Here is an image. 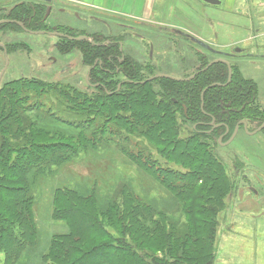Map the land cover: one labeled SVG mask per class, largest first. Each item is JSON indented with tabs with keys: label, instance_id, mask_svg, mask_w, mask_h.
<instances>
[{
	"label": "trees",
	"instance_id": "16d2710c",
	"mask_svg": "<svg viewBox=\"0 0 264 264\" xmlns=\"http://www.w3.org/2000/svg\"><path fill=\"white\" fill-rule=\"evenodd\" d=\"M33 1L19 2L10 8L9 15H2L1 18L20 21L31 30H47L44 20L47 7L36 0V15L33 16ZM2 30L21 31L22 27L16 23H5L0 25V32ZM58 30L71 36L86 34L93 38V42L60 38L58 50L61 54L79 50L84 63L89 66L98 62L91 72L90 82L102 84L89 86L95 92L87 91V95L84 91L81 94L75 87L71 88L70 95L60 89L61 82L51 83L33 76L9 80L0 88V253L5 255L4 264H14L26 248L34 246L38 240L28 187L29 172L51 161L60 162L77 155L80 145L86 141L81 137L83 132L89 131V124L94 122L90 120L85 127L82 123L68 121L81 131L79 141L71 145L58 141L64 139L57 132L52 134L42 128L25 129V133L19 127L25 124L20 103L29 98L28 90L39 94L50 89L66 95L67 104L71 106V109L68 107V115L92 113L83 101L77 102V95L80 94L88 98L95 96L102 103L101 107H97L98 115L95 116H99L103 109L111 120L119 122V127L124 122L133 125L141 121L131 130L143 132L156 146L158 156L150 161L147 159L152 155L148 154L142 155L143 159L140 154L136 158L141 159L142 166L154 171L156 179L174 193L183 218H172L138 194L125 195V188L121 189L119 200L111 201L102 208L95 195L84 197L75 190L60 187L54 197L53 217L65 221L69 230L52 235L44 254L45 261L48 264H214V245L218 235L216 214L225 205L231 182L224 162L210 142L218 135L219 129L208 133L211 129L209 123L216 118L217 122H225L233 128L242 119L252 123L264 120V106L258 101L257 83L227 58L230 55L194 45H186L183 51L179 41L185 38L174 34H170L172 42L168 46L167 38H162L166 32L158 28L151 29L155 35L156 50H162L166 57L169 56V62L174 67L186 63L180 74H165L187 77L199 71L193 79L180 81L158 77L147 81L158 73L154 67L163 66L167 60L159 57L146 61L138 53V61L135 62L130 52L119 63L121 71L118 73L115 71L118 64L116 54L120 53V44L115 40L120 36L116 38L114 34L104 38L99 33L86 30ZM118 35L122 36L124 44L130 36ZM105 39L110 42L103 43ZM12 44H9L8 50L14 46ZM138 45L143 50L141 42ZM218 58L230 61L232 80L226 86L209 88L202 109V91L213 83H226L228 80L229 69L224 62H217L200 72ZM100 61H104L101 66ZM103 66L108 69H103ZM119 83H122L120 89ZM122 115H132L134 120ZM181 119L193 125V131L187 137L181 136ZM26 125L29 127L30 121ZM23 132L22 140L14 144L13 141L19 140ZM91 144L96 146V141ZM130 157L133 159L132 154Z\"/></svg>",
	"mask_w": 264,
	"mask_h": 264
},
{
	"label": "rangeland",
	"instance_id": "374dc122",
	"mask_svg": "<svg viewBox=\"0 0 264 264\" xmlns=\"http://www.w3.org/2000/svg\"><path fill=\"white\" fill-rule=\"evenodd\" d=\"M21 1L28 2V0H0V8L5 7L0 13V19L9 8ZM155 1L154 8L150 9V6L144 7V0H136L135 3L131 0V3H134L131 8L128 0L113 2L106 0L108 4L112 2L113 9L125 10L123 14L105 13L106 17L103 13L109 10L102 13L98 10L94 12L96 9L93 7H88L89 10L83 6L77 7L75 2L57 1L53 12L48 18L46 17L47 30L63 24L75 26L78 30L99 33L104 38L115 34L114 37H121L119 40H122V36L118 34L122 33L125 37L130 35L125 41L127 45L134 47L132 32L135 29L127 24H133L132 20L135 17L126 12L140 13L144 7L145 14L149 15L156 27L170 28L179 25L187 28L189 25L191 31L194 29L198 31L199 38L230 55L227 58L238 64L246 77L258 83L259 101L264 106V0H221L219 5H211L199 0L193 8L188 6L184 8L191 10L193 16L191 23L186 22L185 19V25L180 18L164 16V12L169 10V4L174 2L173 0ZM137 4L139 8H136ZM103 33L105 34L102 35ZM170 34L173 33L168 31L165 33L168 46L172 42ZM154 39V33L147 32L142 42L144 49L139 48L138 53L142 54L146 61L159 57L167 60L163 66L154 67L157 74L166 72L180 74L186 64L174 67L169 62V56L166 57L162 50H155ZM59 42L58 36L48 33L2 30L0 43L4 45L13 43L14 46H11V50H7L9 64L1 82L34 76L51 83L61 82L60 89L70 95L71 88L74 87L81 94L83 91L86 95L87 91L92 93L94 89L89 88L87 83L89 65L84 63L81 52L73 50L61 54L58 50ZM234 49L236 51L242 49V51H237L238 54L234 56L231 55ZM5 65L6 54L0 48V73ZM57 92L54 89L39 94H35L33 90L27 91L29 98L20 103L25 124L19 127L25 133L29 128H42L52 134L57 132L64 139L58 141H62L64 145H71L79 141L78 135L81 131L68 124V121L73 124L82 123L85 127L90 120L94 122L89 124V131L83 132L81 137L86 141L84 145H80L77 155L60 162L51 161L29 172L28 187L32 196L38 240L34 246H28L14 264H48L44 254L50 245L52 235L68 232L66 222L53 217L54 197L60 187L75 190L78 195L84 197L95 195L98 205L102 208L111 201L119 200L120 191L125 188V195L138 194L139 197L149 200L158 210L167 212L172 218H183L174 193L156 179L154 171L142 166L141 159L144 158L142 155H152V158L147 159L150 161L158 154L156 146L143 132H132L131 128L140 125L141 121L133 125L124 122L119 127V122L111 120L103 109L99 116H95L98 115L97 107L102 105L95 96L93 98L91 95V98H88L80 94L77 95V102L83 101L92 113L68 115V107L71 109V106L67 104V97ZM31 108L36 109L30 111ZM122 116L134 120L132 115ZM28 121H30L29 127L26 125ZM181 125V136H189L193 131V125L183 122L182 119ZM139 128L137 126L138 130ZM23 137L24 132L20 134L19 140L13 141L14 144L19 143L18 141ZM233 137L229 136L222 142L218 138L216 143L210 140L215 153L224 162L231 182L225 205L216 214L218 235L214 245V264H264V133L251 134L246 129H240L237 136ZM92 141H96V146L91 144ZM129 154L133 155V159ZM138 154L142 156L139 155L141 159L136 158ZM63 157H67L66 154H63ZM175 167L173 169H177ZM4 263L5 255L0 253V264Z\"/></svg>",
	"mask_w": 264,
	"mask_h": 264
},
{
	"label": "flooded vegetation",
	"instance_id": "af4514ba",
	"mask_svg": "<svg viewBox=\"0 0 264 264\" xmlns=\"http://www.w3.org/2000/svg\"><path fill=\"white\" fill-rule=\"evenodd\" d=\"M29 2H31V0H28ZM35 1L36 0H34L33 2H32V4H31V6H32V9H33V16H35L36 15V12H35V7H34V3H35ZM38 1H40V2H42V3H45V4H47V13H46V15L48 14V16H47V18L49 17V15H50V13H52L53 12V10H54V6H55V3H54V1H52L50 4L48 3V2H46V1H41V0H38ZM16 5V4H15ZM12 8V7H11ZM5 9V7H1L0 8V13H1V11L2 10H4ZM60 9V8H59ZM9 11H10V8L7 10V12H6V15H9ZM104 17H106V15L104 16ZM47 18H44V20H47ZM122 18V17H121ZM4 19H9V18H1L0 19V21L1 20H4ZM105 19H107V18H105ZM11 20H13V19H11ZM133 21V24H127V25H130V27L132 26V28L133 29H135V31L133 30V32L132 33H134L133 34V36L136 38L135 40H134V44H135V46L134 47H132V46H130V45H127V42L124 44V42H122V40H115L116 42H118L119 44H120V47H119V54H116V60H117V62H118V64H116V72H120L121 71V69H120V67H119V63L120 62H122V61H124L125 60V58H126V55H127V53H128V50L131 52V54H132V56H133V60L136 62V61H138V49H139V45H138V42H136V41H139V42H141V45H142V47H143V49H144V45L142 44V42H143V39H144V35L147 33V32H151V29H153V28H158L160 31H162V32H166V31H168V32H172L173 34H175V35H177V36H180V37H182V38H185V39H181L180 41H179V47L180 46H184V47H186V45H189V46H192V45H194L195 47H197V46H200V47H202L201 45H199L198 43H196L193 39H192V37H195V38H199L196 34H194V33H192V31H190L189 29H187L186 27H183V26H179V25H173V27H170V28H168V27H165V26H160V27H156L155 26V23H152L151 21H152V19H143V20H140V19H133L132 20ZM18 22H20V21H16V20H14L12 23H16V24H18ZM104 22V21H103ZM122 22V21H121ZM22 23V22H21ZM105 23V22H104ZM159 23H161L162 24V22H159ZM23 24V23H22ZM19 25V24H18ZM24 25V24H23ZM20 26V25H19ZM21 27V26H20ZM26 27V26H25ZM54 28H56V30L58 31V32H60L59 30H58V28H67L68 30L70 29L71 31H73V30H75L76 28H75V26H70V25H63V24H61V25H58V26H55V27H52V29L51 30H47V31H52V30H54ZM29 29V28H28ZM176 29H178V30H180V31H182V32H185V33H187L188 35H184V34H181V33H178V32H176L175 30ZM24 29H22V31H23ZM31 30V29H30ZM41 30H46V29H41ZM141 31H143L144 33H142ZM60 33H62V34H65V35H68L66 32H60ZM118 36V35H117ZM59 37V36H58ZM166 38V36H162V38ZM59 38H65V37H59ZM89 38L90 39H92L93 40V38L92 37H90L89 36ZM117 38V37H116ZM199 39H201V38H199ZM185 40H187L186 42V44H185ZM202 40V39H201ZM204 41V40H203ZM107 42H110V40H108V39H105V41L103 42V43H107ZM206 42V41H205ZM3 44V43H2ZM9 44L10 43H8V45H4L5 46V48H6V50H8V48H9ZM211 45V44H210ZM127 46H128V49H127ZM212 46V45H211ZM129 47H130V49H129ZM213 47V46H212ZM0 48H2L4 51H5V49H4V47H2L1 45H0ZM134 48V49H133ZM204 48V47H203ZM217 52H221L223 55H227V54H225L223 51H221L219 48H215V47H213ZM180 49H181V47H180ZM156 50V49H155ZM9 51V50H8ZM183 51H184V49H183ZM183 53V52H182ZM238 54V52L234 49V53H231V55H234V56H236ZM155 55V54H154ZM215 60V59H214ZM213 61V60H212ZM228 61V60H227ZM230 62V61H229ZM96 63V65H97V63L98 62H95ZM94 63V64H95ZM104 63V61H100L99 62V64H100V66L102 65ZM182 64H186L185 62L184 63H182ZM215 64V63H214ZM96 65H95V67H96ZM238 65V64H237ZM212 66V65H211ZM232 66V65H231ZM239 66V65H238ZM5 67V66H4ZM8 67V66H7ZM91 67L92 66H89V71H88V73L90 72V69H91ZM94 67V68H95ZM104 67V66H103ZM207 67V66H206ZM240 67V66H239ZM93 68V69H94ZM4 69V68H3ZM7 69V68H6ZM92 69V70H93ZM103 69H105V70H107L108 69V67H104ZM204 69V68H203ZM229 69V68H228ZM241 69V68H240ZM92 70H91V72H92ZM207 70V69H206ZM6 71V70H5ZM202 71V70H201ZM200 71V72H201ZM242 71V70H241ZM2 72V71H1ZM91 72H90V74H89V80H88V86H100V84H102V83H96V84H93V83H91L90 82V75H91ZM5 73V72H4ZM196 74H198L199 73V71H197V72H195ZM195 73H192L191 75H193V74H195ZM161 74H165V73H161ZM4 75V74H3ZM157 75V74H156ZM166 75H169V74H166ZM191 75H189V76H187V77H190ZM154 76V75H153ZM169 76H172V77H174L173 79H176V78H186V77H176V76H173V75H169ZM196 76V75H195ZM194 76V77H195ZM232 76H233V67H232ZM152 77V76H151ZM2 78H3V76H2ZM169 78H171V77H169ZM249 78V77H248ZM193 79V78H192ZM176 80H178V79H176ZM191 80V79H190ZM231 80H232V77H231ZM231 80H229V76H228V80H227V82L226 83H220V85H216V86H226V85H228L230 82H231ZM254 80V79H253ZM1 81H2V79H1ZM0 81V88L2 87V85L5 83H2ZM132 81V80H131ZM180 81H189V80H180ZM133 82H136V83H141L142 81H133ZM256 82V81H255ZM217 83H219V82H217ZM257 83V82H256ZM121 84V86H122V83H119L118 84V89H120L121 88V86L119 87V85ZM257 85H258V83H257ZM208 87V86H207ZM214 87V86H213ZM211 88V87H210ZM258 89H259V86H258ZM203 92V91H202ZM206 93V92H205ZM202 94V93H201ZM204 96H205V94H204ZM259 98H260V89H259V94H258V101H259ZM201 101H202V98H201ZM259 103H260V101H259ZM261 104V103H260ZM263 106V105H262ZM203 107H204V105H203ZM203 107H202V103H201V108L203 109ZM185 111H187L186 109H185ZM213 119H215V120H213ZM212 119V121L209 123L210 125H211V129L208 131V133H211L212 131H214V130H216V129H219V132H218V135L216 136V137H214L213 139H212V141L214 142L215 141V143H216V140H218V138L219 139H221V142L222 141H224V140H226L229 136H233V133L235 132V129H236V126H237V124L241 121H238L237 122V124L233 127V128H231L228 124H226L225 122H217L216 121V118H213ZM242 120H245L246 122H247V129L245 128V126H244V124H241L240 125V127H239V129H238V132H239V130L240 129H246V130H248L249 131V133L250 132H253V131H255L256 129H258L263 123H264V120H262V121H258L257 123H255V122H249V121H247L246 119H242ZM215 124H218V125H220V126H218V127H216V128H214L213 126ZM238 132L236 133V135H234V137L235 136H237V134H238ZM258 132H262V133H264V127H263V129H261L260 131H258ZM257 133V132H256ZM253 134H255V133H253ZM233 137V138H234ZM213 146V145H212ZM214 148V147H213Z\"/></svg>",
	"mask_w": 264,
	"mask_h": 264
},
{
	"label": "water",
	"instance_id": "95a60500",
	"mask_svg": "<svg viewBox=\"0 0 264 264\" xmlns=\"http://www.w3.org/2000/svg\"><path fill=\"white\" fill-rule=\"evenodd\" d=\"M41 1L51 2L52 0H41ZM202 1L205 2V3L211 4V5H219V4H221V0H202ZM47 16H48V14L45 16V18H46ZM13 21H14V20H11V19H4V20H1V21H0V25H1V24H5V23H12ZM18 24L22 27V29H24V30H26V31H28V32H31V33H37V34L48 33V34H50V35H55V36H59V37H68V38L71 39V40H87V41L93 42V40L90 39L89 36L86 35V34H84V35H79V36L65 35V34H62V33L58 32V31L56 30V28H54V30H52V31H47V30H30V29H28L27 27H25L21 22H18ZM175 31L178 32V33L184 34V35H188L187 33L182 32V31H180V30H178V29H176ZM192 39H193L196 43H198L199 45H201L202 47H204L205 49H208V50H211V51H214V52L216 51V50H215V49H214L209 43H207V42H205V41H203V40H201V39H199V38H195V37H192ZM0 45H1L2 47H4V49H5V54H6V65H5L4 69L2 70V72L0 73V81H1L2 76H3V74H4V72H5L6 68H7V66H8V64H9V57H8V53H7V50H6L5 46H4L2 43H0ZM237 51H242V49H237ZM216 52H217V51H216ZM217 62H224V63H226V64L228 65V68H229V80H231V77H232V66H231V63H230L229 61H227L226 59H224V58H218V59H215V60L211 61V62L207 65V67H205L204 69H202V71H205V70L208 69L211 65H213L214 63H217ZM95 65H96V63L91 67L90 72H91V70L95 67ZM202 71H201V72H202ZM90 72L87 74V81L89 80V74H90ZM195 75H196V73L193 74V75H191L190 77H186V78H176V79H178V80H190V79L194 78ZM158 77H171V78H174V77L169 76V75H166V74H157V75H154V76L148 78L147 81L154 80V79H156V78H158ZM145 82H146V81H142L141 83H145ZM216 85H220V83H213V84L209 85L208 87H206V88L203 90V92H202V94H201V98H202V107H203V105H204V94H205V92H206L210 87H213V86H216ZM120 86H121V84L119 85V87H120ZM213 120H215V119H213ZM241 124H244L245 128L247 129V122H246L245 120H241V121L237 124L236 129H235V132L233 133V136L236 135V133L238 132V129H239V127H240ZM213 125H214V124H213ZM218 126H220V125L215 124L213 127L216 128V127H218ZM263 127H264V123H263L258 129H256V130L253 131V132H250V133H251V134L256 133V132L260 131L261 129H263Z\"/></svg>",
	"mask_w": 264,
	"mask_h": 264
},
{
	"label": "crops",
	"instance_id": "0c3cea01",
	"mask_svg": "<svg viewBox=\"0 0 264 264\" xmlns=\"http://www.w3.org/2000/svg\"><path fill=\"white\" fill-rule=\"evenodd\" d=\"M52 1H54V3L57 2V1H60V2H65V1L75 2L77 7L83 6V7L87 8V9H89L88 7H90V8L93 7V9H96V10H94V12H97V10H98V11H100V13L109 10L107 12H104L103 14H105V13L106 14H110V13L123 14L124 13L123 11H125V10L113 9V6H112L111 3L113 1H115V0H112V2L109 3V4L106 2V0H92V2L89 1V0H52ZM173 1L174 2L169 4V7H168L169 10L167 12L166 11L164 12V16L171 15L172 16L171 18H176V17L180 18L183 22L181 20L180 21L184 25H185V19H187L186 22L191 23V19L193 18L192 14H191L192 11L191 10H185L184 8L186 6L193 8L194 4H196V2H198L199 0H197V1L196 0H190V1L189 0H173ZM177 1H178L179 4L177 3ZM128 2L130 3L129 8H131L133 6V4L136 2V0H134L133 4L131 3V0H128ZM155 2H156L155 0H144V7L145 6H150V9H153L154 5H155ZM144 7H143V9H142V11L140 13L139 12H126V13L130 14L132 17H135L137 19L144 18V19L148 20V19H150V17H148L149 15L145 14ZM136 8H139L138 4H137ZM119 11H121V12H119ZM145 16H147V17H145ZM189 27L190 26L188 25L187 29L190 30ZM192 29H194V28H192ZM192 31H196V32H192V33L196 34L199 37V34H198L197 30L194 29Z\"/></svg>",
	"mask_w": 264,
	"mask_h": 264
}]
</instances>
